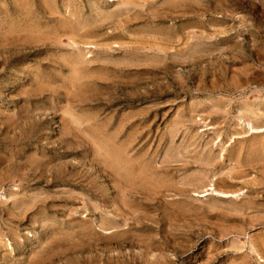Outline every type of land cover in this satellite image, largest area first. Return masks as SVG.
I'll return each instance as SVG.
<instances>
[{
  "label": "rangeland",
  "instance_id": "374dc122",
  "mask_svg": "<svg viewBox=\"0 0 264 264\" xmlns=\"http://www.w3.org/2000/svg\"><path fill=\"white\" fill-rule=\"evenodd\" d=\"M0 264H264V0H0Z\"/></svg>",
  "mask_w": 264,
  "mask_h": 264
},
{
  "label": "bare ground",
  "instance_id": "6f19581e",
  "mask_svg": "<svg viewBox=\"0 0 264 264\" xmlns=\"http://www.w3.org/2000/svg\"><path fill=\"white\" fill-rule=\"evenodd\" d=\"M121 5V4H120ZM121 10V9H120ZM245 110V109H244ZM248 129H249V131L250 132H256L257 130H256V128H255V126L252 124V123H248ZM126 183V182H125ZM131 184V183H130ZM126 186V185H125ZM212 190L213 191H215L214 192V195H216V196H218V197H221V198H236L237 197V195H231V194H228V193H221V192H218L216 189H213L212 188ZM135 192H138V191H135ZM134 193V192H133ZM139 193V192H138ZM207 195H209V194H206V195H202V196H207ZM187 211V210H186ZM92 233V232H91Z\"/></svg>",
  "mask_w": 264,
  "mask_h": 264
}]
</instances>
